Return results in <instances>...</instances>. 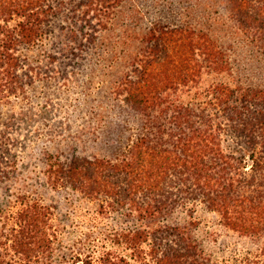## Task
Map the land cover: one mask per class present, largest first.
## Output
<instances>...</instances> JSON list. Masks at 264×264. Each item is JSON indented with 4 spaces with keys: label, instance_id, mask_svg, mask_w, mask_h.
I'll use <instances>...</instances> for the list:
<instances>
[{
    "label": "trees",
    "instance_id": "obj_1",
    "mask_svg": "<svg viewBox=\"0 0 264 264\" xmlns=\"http://www.w3.org/2000/svg\"><path fill=\"white\" fill-rule=\"evenodd\" d=\"M122 2L0 0V105L20 94L31 105L26 85L36 82L33 72L37 78L48 74L38 73L39 66L21 53V47L45 44L56 25L52 18L84 6L85 17L94 13L86 18L92 27L88 31L87 24L79 30L73 28L77 21L63 17L60 52L49 50L46 55L52 63L60 57L56 53L79 60L81 43L95 44L98 37L100 41L98 34L109 28L104 17L114 14ZM194 4L196 14L187 11L177 23L156 21L140 32L136 48L119 55L124 64L115 71L112 85L101 80L94 88L106 92L111 101L114 97L124 102L118 107L126 106L127 119L135 123L128 126L126 140H111L114 150L105 155L66 158L47 150L48 181L97 202L102 213L122 212L140 222L118 234L134 259L151 264H218L189 227L168 222L178 209L197 202L217 212L229 229L259 243L258 253L245 252L239 264H257V258L264 263V0ZM15 17L19 20L12 24ZM76 18L83 17L77 13ZM64 33L69 34L66 41ZM74 43L79 46L73 47ZM107 54L99 49L96 64H102L92 69L94 76L114 68L104 63ZM75 74V69L69 70L67 79L72 81ZM206 74H213L208 84L202 83ZM48 99L41 111L52 104ZM9 106L13 107L11 102ZM12 118L8 121L20 120ZM8 123H0V189L18 170ZM16 197L21 206L14 214L8 202L0 205V222L5 220L0 249L4 255L32 261L53 247L52 212L42 198L24 190ZM11 218L15 221L7 229L5 222ZM85 264L131 262L125 255L104 252L89 256Z\"/></svg>",
    "mask_w": 264,
    "mask_h": 264
},
{
    "label": "rangeland",
    "instance_id": "obj_2",
    "mask_svg": "<svg viewBox=\"0 0 264 264\" xmlns=\"http://www.w3.org/2000/svg\"><path fill=\"white\" fill-rule=\"evenodd\" d=\"M194 2L196 0H123L114 14L104 17L103 22H106L109 28L98 34L100 41L98 37L96 45L86 40L81 43L82 49L77 52L82 54L83 59L74 60L56 53L60 57L56 63H52L46 55L49 50L60 52L58 35L63 17L67 19V16H70L73 22L77 21L78 25L73 28L80 30L83 24H87L86 18L94 16V13L90 12L85 17V6L76 11L66 10L59 18H52L56 25L45 44L39 41L32 47H21V53L27 54L30 60L35 62V66H39L36 71L47 72L48 75L37 78V72H33L36 82L26 85L32 100L31 105L26 104L27 101L21 94L2 100L0 105V123L9 122L7 134L12 138L11 147L16 151L18 166L15 176L8 181L9 184H2L0 205L8 202L11 205L9 210L14 214L21 206L16 197L19 191L24 190L28 194L31 193L32 197H40L50 207L56 233L52 249L32 261L25 260L28 264H85L89 256L95 258L104 252L125 255L131 264H151L132 258V250L127 248L118 235L123 228L140 222L122 215V212L102 213L97 202L70 187H53L46 173V151L57 152V155L66 158L75 154L105 155L114 150V144H110L111 140H126L129 134L128 126H135V123L127 119L130 114L126 112V106L118 107L124 105V102L116 99L115 104L114 97L111 101L106 92L98 93L94 88L101 80L106 82L105 85H112L115 71L121 69L124 64V60L118 58L119 55L130 54L136 48L140 34L152 23H177L187 11L196 14L193 10L197 9ZM218 8L223 12L220 5ZM77 13L83 18L75 19ZM18 20L19 18L15 17L11 23L15 24ZM97 21L94 19L92 23L98 29L100 27L96 24ZM87 25L85 30L92 29ZM68 35L64 33L62 38L66 41ZM72 45L77 47L79 43ZM100 48L108 52L104 63L109 66L113 64L114 68L105 67L111 69V72L107 74L104 71L103 75L98 73L94 76L96 72L92 69L100 68L102 64H96ZM66 51L69 49L66 48ZM113 56L114 60H111ZM71 69L76 70L72 81L67 79ZM246 74L249 76L251 71L247 70ZM212 75L206 74L202 83L208 84L213 80ZM27 80L30 82V79ZM106 89L109 90L108 87ZM48 97L49 104H52L41 111L39 107ZM10 102L12 108L9 106ZM13 115L20 120L15 119V123L8 121L13 119ZM2 221L0 227L5 220ZM14 221V218L7 220L5 227L10 228ZM168 222L189 227L204 252L218 264H239L245 252L256 254L259 251V243L229 229L223 224L221 216L203 203H190L185 208L178 209L168 218ZM3 252L4 250L0 249V253ZM2 259L4 264H15L14 260L25 263L12 254L3 253ZM254 260L257 264H264L258 258Z\"/></svg>",
    "mask_w": 264,
    "mask_h": 264
}]
</instances>
